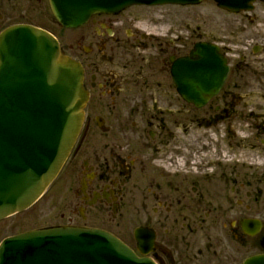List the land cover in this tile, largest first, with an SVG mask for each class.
Listing matches in <instances>:
<instances>
[{"label": "flooded vegetation", "instance_id": "af4514ba", "mask_svg": "<svg viewBox=\"0 0 264 264\" xmlns=\"http://www.w3.org/2000/svg\"><path fill=\"white\" fill-rule=\"evenodd\" d=\"M47 10V0H0V33L15 25L48 29L83 72L82 128L56 179L65 211L51 225L105 230L139 255L132 235L115 223L134 207L136 228L152 235L155 264H243L264 255V167L202 166L178 143L185 126L222 125L239 107L224 87L202 108L178 96L171 70L191 50L190 36H177L167 14L97 15L54 32ZM30 229L26 219L4 220L0 242Z\"/></svg>", "mask_w": 264, "mask_h": 264}, {"label": "water", "instance_id": "95a60500", "mask_svg": "<svg viewBox=\"0 0 264 264\" xmlns=\"http://www.w3.org/2000/svg\"><path fill=\"white\" fill-rule=\"evenodd\" d=\"M232 14L251 11L256 0H213ZM263 1V0H259ZM202 0H49L64 28L95 14H118L134 5H198ZM177 92L201 108L223 86L228 67L219 49L196 44L171 70ZM86 94L82 70L57 42L31 26L0 35V220L29 208L58 174L79 134ZM141 229L134 231L140 238ZM150 244V241L148 242ZM144 254L145 252L142 251ZM0 264H154L111 234L90 228L51 227L4 240ZM245 264H264V256Z\"/></svg>", "mask_w": 264, "mask_h": 264}, {"label": "rangeland", "instance_id": "374dc122", "mask_svg": "<svg viewBox=\"0 0 264 264\" xmlns=\"http://www.w3.org/2000/svg\"><path fill=\"white\" fill-rule=\"evenodd\" d=\"M162 14H167L165 18L169 16V23L175 28L177 36H190L192 45L199 40L217 39L230 52L228 58L231 71L224 88L233 91L239 101L233 117L222 125L198 126L192 122L185 126L184 135L178 137V143L184 145L183 152L191 158L200 159L202 166L210 162L221 163L223 166L237 162L239 166L263 168L264 159L259 157L264 158V145L261 143L264 136L260 135L261 129H264V1L256 3L252 12L237 15L220 11L212 0H203L202 4L194 7L134 6L122 13L149 20L161 17ZM52 23L55 21L48 6L47 28L58 32L60 28ZM254 46H261V52L254 54ZM241 58H244L247 66L240 63ZM235 65L240 66L241 71ZM244 66L247 68L242 69ZM197 128L201 130L193 134L196 133L193 129ZM254 134H257L256 140ZM56 182L31 209L8 219L7 223L17 224L18 221L26 219L29 226L39 224V215L44 213L48 224L58 222V214L65 211L62 207L65 206V201H61L63 190H58L59 180ZM133 215L135 211L131 207L125 213L124 219H117L115 223H119L130 234L137 225Z\"/></svg>", "mask_w": 264, "mask_h": 264}, {"label": "bare ground", "instance_id": "6f19581e", "mask_svg": "<svg viewBox=\"0 0 264 264\" xmlns=\"http://www.w3.org/2000/svg\"><path fill=\"white\" fill-rule=\"evenodd\" d=\"M197 133H199L198 131L196 132V133H193V134H197ZM206 146V145H205Z\"/></svg>", "mask_w": 264, "mask_h": 264}]
</instances>
